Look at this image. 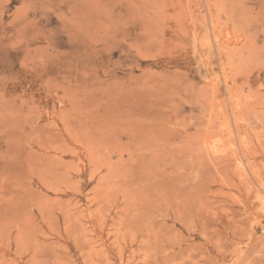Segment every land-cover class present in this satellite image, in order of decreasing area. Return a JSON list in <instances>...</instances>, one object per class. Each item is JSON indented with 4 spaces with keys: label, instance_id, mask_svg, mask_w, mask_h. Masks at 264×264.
I'll use <instances>...</instances> for the list:
<instances>
[{
    "label": "rangeland",
    "instance_id": "1",
    "mask_svg": "<svg viewBox=\"0 0 264 264\" xmlns=\"http://www.w3.org/2000/svg\"><path fill=\"white\" fill-rule=\"evenodd\" d=\"M0 264H264V0H0Z\"/></svg>",
    "mask_w": 264,
    "mask_h": 264
}]
</instances>
